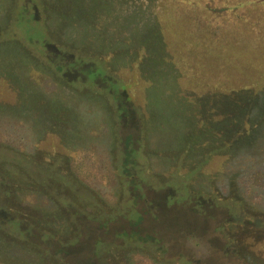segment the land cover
<instances>
[{
    "label": "rangeland",
    "instance_id": "obj_1",
    "mask_svg": "<svg viewBox=\"0 0 264 264\" xmlns=\"http://www.w3.org/2000/svg\"><path fill=\"white\" fill-rule=\"evenodd\" d=\"M0 17V264H264V0Z\"/></svg>",
    "mask_w": 264,
    "mask_h": 264
},
{
    "label": "trees",
    "instance_id": "obj_2",
    "mask_svg": "<svg viewBox=\"0 0 264 264\" xmlns=\"http://www.w3.org/2000/svg\"><path fill=\"white\" fill-rule=\"evenodd\" d=\"M4 24L2 23V17H0V36L5 33L6 28H3ZM121 96V95H120ZM5 132L0 126V139H5ZM100 161L97 156L88 155V154H78L75 156L72 162L73 171L84 181L91 182L89 184H94V182H103L105 180L111 181L112 175L107 172H102L100 170ZM94 181V182H93ZM257 182H261L259 178ZM234 264H239L237 261H234Z\"/></svg>",
    "mask_w": 264,
    "mask_h": 264
}]
</instances>
